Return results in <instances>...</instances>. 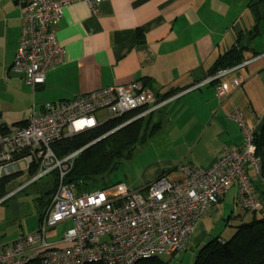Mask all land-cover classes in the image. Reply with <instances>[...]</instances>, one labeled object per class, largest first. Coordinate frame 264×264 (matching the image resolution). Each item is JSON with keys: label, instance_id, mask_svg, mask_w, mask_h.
Segmentation results:
<instances>
[{"label": "built area", "instance_id": "built-area-1", "mask_svg": "<svg viewBox=\"0 0 264 264\" xmlns=\"http://www.w3.org/2000/svg\"><path fill=\"white\" fill-rule=\"evenodd\" d=\"M15 1L21 5L22 29L11 71L20 74L34 90L44 83L48 69L63 61L64 50L54 29L64 8L81 2L96 15L98 6L109 0ZM246 65L244 62L220 71L203 83L218 81ZM241 83L238 76L229 83L220 82L216 86L217 98L222 99ZM166 101L140 82H132L68 101L46 103L39 110L32 108L22 127L0 125V183L5 179H9L8 184L18 183L16 190L12 189L0 202L39 180L49 178L51 182L54 173L57 180L39 215L37 229L19 234L9 247L0 249V264L34 260L40 264H135L160 255L177 256L187 251L196 223L233 185L237 188L235 208L245 213L257 211L260 202L247 169L250 167L258 175L260 161L254 133L244 127L236 111L229 118L241 127L243 145L225 150L207 169L179 164V180L161 175L142 190H131L123 184L78 190L66 182L75 159L86 146L58 157L51 148L54 142L138 112L120 128L155 112ZM99 112L108 115L101 124L95 117ZM66 223L68 227L57 240L48 239V234Z\"/></svg>", "mask_w": 264, "mask_h": 264}, {"label": "crops", "instance_id": "crops-1", "mask_svg": "<svg viewBox=\"0 0 264 264\" xmlns=\"http://www.w3.org/2000/svg\"><path fill=\"white\" fill-rule=\"evenodd\" d=\"M249 11L246 0H109L93 15L85 4L72 3L54 29L64 50L63 61L48 69L43 84L31 88L40 102L37 109L108 86L140 82L158 99L167 100L151 114L150 124L156 123V113H173L175 121L168 129L177 128L178 135L193 137L190 144L200 145L194 151L187 142L190 150L182 158L186 163L178 156L152 161L141 176V190L161 175L179 180V164L207 169L225 150L243 145L241 127L229 118L232 112H240L244 127L254 134L264 125V51L246 46L245 59L255 57L245 67L217 83H203L219 56L240 47L236 36H262L259 26L264 20L256 23ZM21 15L20 3L0 0L1 81H24L11 71L21 37ZM233 76L242 79L241 85L217 98L216 86L229 83ZM32 108L37 110L35 104ZM165 120L156 123L158 131L166 127ZM236 197L233 185L208 208L189 236L188 249L217 237L227 240L233 234L231 226L238 224L234 219L250 220L251 214L235 208ZM62 232L48 234V239L57 240ZM15 239L1 241L0 249Z\"/></svg>", "mask_w": 264, "mask_h": 264}, {"label": "trees", "instance_id": "trees-1", "mask_svg": "<svg viewBox=\"0 0 264 264\" xmlns=\"http://www.w3.org/2000/svg\"><path fill=\"white\" fill-rule=\"evenodd\" d=\"M246 6L252 12L256 23L264 20V0H246ZM246 50L245 47L232 48L219 56L208 70L209 76L232 69L255 57L251 55V58L245 59L244 52ZM213 83H217V81ZM137 113L110 120L96 129L54 142L51 145L52 150L58 157H62L98 139L79 153L73 169L66 177V182L73 184L78 190H81L82 187H87L90 190L89 188L99 184V188L110 186L106 183H98V180L101 181L104 176L112 173L121 160L130 158L136 144L145 139L150 128L152 113L118 128ZM17 126H25V122L17 124ZM158 126L159 124L151 126L152 129L149 134L155 132ZM115 128L118 129L114 130ZM253 136L256 155L260 161L259 174L249 176L252 188L260 202V208L249 213L251 214L249 221L234 219L238 224L231 226L232 236L227 240L219 237L213 238L203 245L195 255L193 264H264V125L259 133ZM8 181L9 179H5L0 183V200L10 192L7 190ZM56 181V174L54 173L51 176V182L42 188V197L38 199L41 205L40 210L45 208ZM6 201L5 199L0 204ZM27 264L40 263L34 260ZM135 264H166V262L159 261L154 257L138 261Z\"/></svg>", "mask_w": 264, "mask_h": 264}, {"label": "rangeland", "instance_id": "rangeland-1", "mask_svg": "<svg viewBox=\"0 0 264 264\" xmlns=\"http://www.w3.org/2000/svg\"><path fill=\"white\" fill-rule=\"evenodd\" d=\"M249 13L252 16V19H254L252 13L250 11ZM259 29L262 36H254L253 38L236 36L235 44L239 43L240 47L247 46L254 50L259 49V53L263 52L264 24H261ZM34 94L35 92L32 93L31 87L26 85L24 81L0 80V123L17 125L28 120L32 113V106L35 104L37 109V103H40ZM156 114L158 116L156 123H159L162 119H167L165 120L167 123L166 127H162L160 131L157 130L152 134H149L152 129L151 126L153 127L156 124L154 123L155 121H152L145 139L141 143L136 144L132 156L128 159L121 160L118 163L117 168L112 173L104 176L101 181L98 180V183H106L109 185L123 184L131 190H141L145 167L152 161L165 162L176 156H178L181 161L190 149L194 151L197 150L200 145L195 147V143L190 144L192 143L191 140L193 137L178 135L177 128L172 130L168 129L170 124L175 121L172 120L173 113H170L167 116L162 112ZM97 116L100 124L108 118V115L105 112H99ZM187 142L191 145L189 150L188 145H186ZM181 155L183 156L181 157ZM181 163L186 162L182 159ZM248 170L250 176L254 175V172L250 167H248ZM151 171L152 170H150L149 173ZM168 177L171 178L170 175ZM49 182V178L39 180L23 191L16 192L12 196L10 195L11 197L9 196V198L6 199L7 201L0 205V243L1 241L13 240L19 234H30L37 229L39 212L42 211L40 210L41 205L38 199L42 197L41 188ZM99 185H95V187L89 189L93 190L99 188ZM17 187L18 183H12L9 184L7 190L11 191ZM67 227V223L59 226L54 230V233L61 232ZM201 247L202 246L199 248L187 249V251L174 257L160 255L156 258L159 261L166 262V264H193L195 255Z\"/></svg>", "mask_w": 264, "mask_h": 264}, {"label": "water", "instance_id": "water-1", "mask_svg": "<svg viewBox=\"0 0 264 264\" xmlns=\"http://www.w3.org/2000/svg\"><path fill=\"white\" fill-rule=\"evenodd\" d=\"M91 145V144H90ZM90 145H88V146H90ZM88 146H86L85 148H87ZM84 148V149H85ZM83 192H86V188H83V190H82Z\"/></svg>", "mask_w": 264, "mask_h": 264}]
</instances>
